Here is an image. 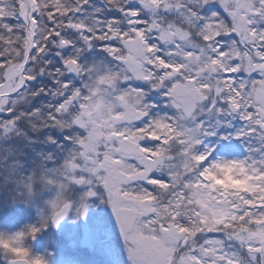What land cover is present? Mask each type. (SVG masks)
I'll use <instances>...</instances> for the list:
<instances>
[{
	"label": "snow or ice",
	"instance_id": "snow-or-ice-1",
	"mask_svg": "<svg viewBox=\"0 0 264 264\" xmlns=\"http://www.w3.org/2000/svg\"><path fill=\"white\" fill-rule=\"evenodd\" d=\"M0 264H264V0H0Z\"/></svg>",
	"mask_w": 264,
	"mask_h": 264
}]
</instances>
